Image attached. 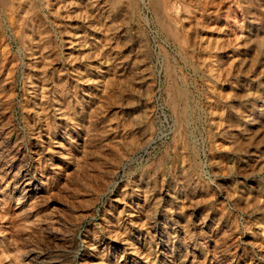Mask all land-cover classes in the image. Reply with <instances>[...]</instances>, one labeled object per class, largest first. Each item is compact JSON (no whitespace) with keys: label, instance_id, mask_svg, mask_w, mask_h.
<instances>
[{"label":"rangeland","instance_id":"rangeland-1","mask_svg":"<svg viewBox=\"0 0 264 264\" xmlns=\"http://www.w3.org/2000/svg\"><path fill=\"white\" fill-rule=\"evenodd\" d=\"M196 263L264 264V0H0V264Z\"/></svg>","mask_w":264,"mask_h":264},{"label":"bare ground","instance_id":"bare-ground-1","mask_svg":"<svg viewBox=\"0 0 264 264\" xmlns=\"http://www.w3.org/2000/svg\"><path fill=\"white\" fill-rule=\"evenodd\" d=\"M137 4V3H136ZM11 9V8H10ZM9 10V9H8ZM11 11V10H10ZM172 12V11H171ZM175 105V104H174ZM185 108V107H184ZM186 109V108H185ZM185 114V113H184ZM179 117V116H178ZM184 117V116H183ZM24 175V174H23ZM29 176V175H28ZM21 178V177H19ZM21 180V179H20ZM23 186H25L26 191L27 190H32L34 189V183H33V179L29 176V177H25L23 180ZM37 188V187H36ZM34 192V191H33ZM185 241V240H184ZM197 264V263H196Z\"/></svg>","mask_w":264,"mask_h":264}]
</instances>
